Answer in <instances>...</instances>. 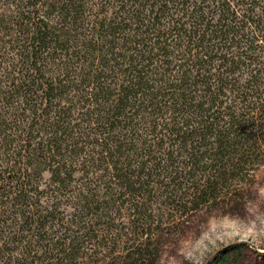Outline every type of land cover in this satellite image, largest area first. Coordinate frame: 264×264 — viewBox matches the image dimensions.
I'll return each mask as SVG.
<instances>
[{
  "label": "trees",
  "instance_id": "trees-1",
  "mask_svg": "<svg viewBox=\"0 0 264 264\" xmlns=\"http://www.w3.org/2000/svg\"><path fill=\"white\" fill-rule=\"evenodd\" d=\"M262 144L264 0H0V264H155Z\"/></svg>",
  "mask_w": 264,
  "mask_h": 264
},
{
  "label": "rangeland",
  "instance_id": "rangeland-1",
  "mask_svg": "<svg viewBox=\"0 0 264 264\" xmlns=\"http://www.w3.org/2000/svg\"><path fill=\"white\" fill-rule=\"evenodd\" d=\"M257 147L254 157L240 164L242 171H224V178L217 174L223 171L182 176L185 193L208 186V176L213 190L198 206L157 205L160 222L150 238L158 252L155 264H264V145Z\"/></svg>",
  "mask_w": 264,
  "mask_h": 264
}]
</instances>
